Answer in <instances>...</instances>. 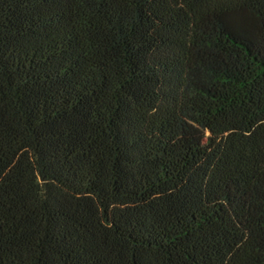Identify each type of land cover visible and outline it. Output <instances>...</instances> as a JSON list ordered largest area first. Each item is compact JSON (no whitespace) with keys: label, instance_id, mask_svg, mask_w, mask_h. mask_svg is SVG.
I'll list each match as a JSON object with an SVG mask.
<instances>
[{"label":"trees","instance_id":"1","mask_svg":"<svg viewBox=\"0 0 264 264\" xmlns=\"http://www.w3.org/2000/svg\"><path fill=\"white\" fill-rule=\"evenodd\" d=\"M0 264H264V0H0Z\"/></svg>","mask_w":264,"mask_h":264}]
</instances>
